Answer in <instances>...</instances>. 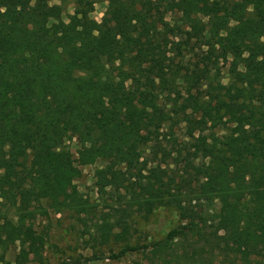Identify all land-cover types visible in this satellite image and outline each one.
Wrapping results in <instances>:
<instances>
[{
  "label": "trees",
  "instance_id": "16d2710c",
  "mask_svg": "<svg viewBox=\"0 0 264 264\" xmlns=\"http://www.w3.org/2000/svg\"><path fill=\"white\" fill-rule=\"evenodd\" d=\"M50 1L0 0V263L40 261L34 223L68 213L110 260L264 264V0ZM159 208L178 224L140 240Z\"/></svg>",
  "mask_w": 264,
  "mask_h": 264
},
{
  "label": "rangeland",
  "instance_id": "374dc122",
  "mask_svg": "<svg viewBox=\"0 0 264 264\" xmlns=\"http://www.w3.org/2000/svg\"><path fill=\"white\" fill-rule=\"evenodd\" d=\"M65 9L61 18L65 21L66 15L71 13L70 0H65ZM59 4V0H51L49 4ZM105 8L104 3H95L93 11L90 14V18L94 21H99ZM221 81L225 83L227 81L226 67L221 70ZM162 134H167L168 129L165 127L161 131ZM206 133L202 134L200 142L203 141V137ZM196 137V134H195ZM168 136L159 137L162 146L168 145ZM172 142L176 144L184 140L182 130L180 128L173 129ZM170 143V142H169ZM66 147L69 150V154L74 166L78 167L81 171V175L75 180V185L79 193L83 198L87 199L91 203L96 202V195L93 189L92 173L93 169L98 164L90 166H79L77 163V148L78 145L75 140L68 141ZM172 168V166H169ZM92 219L89 216V220ZM179 222L177 213L171 208H159L157 209L146 221L137 220L135 227L137 232L140 233V240L160 239L165 233ZM34 229L37 236L40 237L39 241L42 243V252L40 261H31L26 264H143V261L139 255H125L119 260H110L108 255L111 252H116L120 246L107 244L105 246H92L90 241L91 234V222L86 221L83 223L77 220L76 217L64 213L55 215L48 214V218H37L34 223ZM17 245L11 246L5 253L4 261L0 264H15L14 258L17 253ZM98 255L99 260H92L93 255Z\"/></svg>",
  "mask_w": 264,
  "mask_h": 264
},
{
  "label": "clouds",
  "instance_id": "9594fccd",
  "mask_svg": "<svg viewBox=\"0 0 264 264\" xmlns=\"http://www.w3.org/2000/svg\"><path fill=\"white\" fill-rule=\"evenodd\" d=\"M3 11H5V9H3V8H0V12H3Z\"/></svg>",
  "mask_w": 264,
  "mask_h": 264
}]
</instances>
